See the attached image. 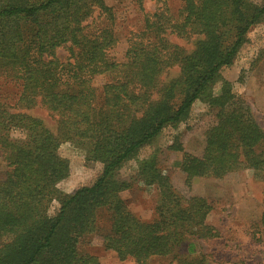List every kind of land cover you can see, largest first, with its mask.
<instances>
[{"label":"trees","instance_id":"trees-1","mask_svg":"<svg viewBox=\"0 0 264 264\" xmlns=\"http://www.w3.org/2000/svg\"><path fill=\"white\" fill-rule=\"evenodd\" d=\"M113 19L105 0H0V78L18 84L17 106L40 105L58 123L54 134L0 100V237H7L0 264H100L79 251V242L99 232L102 211L110 221L102 244L119 260L147 264L173 255L180 264H208L203 256L177 254L185 244L191 253V240L220 236L205 223V198L184 201L154 156L141 159L139 180L158 189L156 216L144 221L120 196L131 184L116 178L164 129L185 122L197 101L215 121L203 153H183L186 184L243 168L264 173V129L221 74L249 30L264 21V0H182L177 14L163 3L145 13L144 30L131 39L123 62L108 55L117 43ZM170 35L200 38L189 52ZM59 48L68 51L64 60L57 57ZM174 66L179 76L164 81ZM96 76L108 77L100 93L92 83ZM18 131L21 136L13 134ZM65 142L89 147L87 159L102 165L91 184L72 193L58 188L69 175V161L59 152ZM53 201L58 207L50 215Z\"/></svg>","mask_w":264,"mask_h":264},{"label":"rangeland","instance_id":"rangeland-1","mask_svg":"<svg viewBox=\"0 0 264 264\" xmlns=\"http://www.w3.org/2000/svg\"><path fill=\"white\" fill-rule=\"evenodd\" d=\"M105 3L112 8V29L117 38L116 45L109 50L108 55L116 62H123L131 39L144 30L145 13L154 12L164 3L171 13L177 14L182 0H105ZM92 20L93 17L88 22ZM247 34L248 40L233 64L224 68L221 74L232 84L233 91L244 99L253 119L264 129V21L252 27ZM199 38L200 36L180 38L170 35L174 43L189 52L194 51ZM67 56V50H57L59 59L64 60ZM179 71L178 66L168 69L163 80L177 78ZM107 79L106 76L94 77L92 83L99 93ZM218 88L215 87V90ZM18 92L17 83L6 77L0 78V100L11 111L37 118L52 133L57 134V117L40 105L31 109L17 106ZM214 121V113L204 103L197 101L185 122L176 128L164 129L154 143L141 149L136 160L128 162L117 172L116 178L119 181L131 184L128 189L120 192V196L128 209L140 219L150 221L156 216L158 189L144 184L138 177V162L154 156L157 167L167 176L173 190L184 201L191 196L207 200L210 211L205 223L216 228L220 234L215 239L191 240L194 241L193 251L187 252L185 244L177 254L198 258L203 256L208 264H264V225L261 223L264 211V173L243 168L222 178L195 177L188 186L180 169L183 153L195 156L203 153L206 130ZM18 132L13 134L21 136V131ZM175 145L182 150L176 149ZM59 152L69 161V175L58 184L63 192L72 193L80 186L89 185L99 175L102 165L87 159L89 147L65 142L59 147ZM57 207L58 202L53 201L49 214L53 215ZM109 224L108 212H100L99 232L84 236L79 242V251L97 256L100 264H136L133 259L121 261L114 251L104 248L101 234L108 231ZM6 238L0 237V244L7 241ZM147 264L180 262L173 255H169L155 256Z\"/></svg>","mask_w":264,"mask_h":264}]
</instances>
